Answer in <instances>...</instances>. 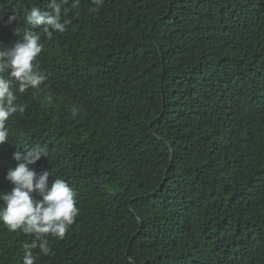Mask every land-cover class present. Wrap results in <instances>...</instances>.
<instances>
[{
	"label": "trees",
	"instance_id": "16d2710c",
	"mask_svg": "<svg viewBox=\"0 0 264 264\" xmlns=\"http://www.w3.org/2000/svg\"><path fill=\"white\" fill-rule=\"evenodd\" d=\"M0 0V43L32 7ZM80 0L37 58L46 80L0 145L75 191L78 214L36 264H264V0ZM20 35H14V32ZM75 109V114H73ZM171 159V161H170ZM35 195V194H34ZM30 237L0 224V264ZM38 250H34V253Z\"/></svg>",
	"mask_w": 264,
	"mask_h": 264
},
{
	"label": "clouds",
	"instance_id": "9594fccd",
	"mask_svg": "<svg viewBox=\"0 0 264 264\" xmlns=\"http://www.w3.org/2000/svg\"><path fill=\"white\" fill-rule=\"evenodd\" d=\"M103 3L104 0H93L90 11H98ZM79 4L80 0H49L51 12L34 6L24 16L26 27L22 37L10 46L0 43V145L10 143L6 126L10 117L25 111L24 106L17 103L16 93L38 90L47 78L37 63L44 46L34 29H42L47 39H51L54 32L64 33L70 22L65 17ZM0 20L12 24L19 16L13 11L6 20L3 16ZM14 35L20 33L15 31ZM42 156L46 157V149L39 146H25L15 151L12 159L16 166L8 168L5 177L12 185L11 190L0 191V224L10 232L18 231L30 237V242L23 244V264H36L39 255H52L50 238L63 240L78 214L76 193L65 180H49V172L38 175L29 167Z\"/></svg>",
	"mask_w": 264,
	"mask_h": 264
},
{
	"label": "water",
	"instance_id": "95a60500",
	"mask_svg": "<svg viewBox=\"0 0 264 264\" xmlns=\"http://www.w3.org/2000/svg\"><path fill=\"white\" fill-rule=\"evenodd\" d=\"M170 161H171V159H170Z\"/></svg>",
	"mask_w": 264,
	"mask_h": 264
}]
</instances>
